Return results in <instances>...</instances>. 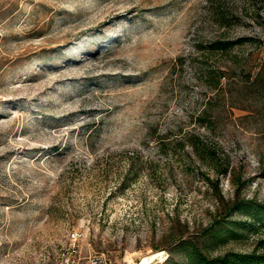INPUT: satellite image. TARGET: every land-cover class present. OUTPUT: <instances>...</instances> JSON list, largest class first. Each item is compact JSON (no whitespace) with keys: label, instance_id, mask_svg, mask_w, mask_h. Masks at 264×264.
<instances>
[{"label":"rangeland","instance_id":"obj_1","mask_svg":"<svg viewBox=\"0 0 264 264\" xmlns=\"http://www.w3.org/2000/svg\"><path fill=\"white\" fill-rule=\"evenodd\" d=\"M220 3L0 0V264L264 252V92L202 62L262 59L264 0ZM223 32L262 44L201 58Z\"/></svg>","mask_w":264,"mask_h":264},{"label":"trees","instance_id":"obj_2","mask_svg":"<svg viewBox=\"0 0 264 264\" xmlns=\"http://www.w3.org/2000/svg\"><path fill=\"white\" fill-rule=\"evenodd\" d=\"M209 4L214 23L221 29L226 28L230 18L229 9L221 4L220 0H209ZM248 43L262 44V40L252 37L231 38L227 36V32H223L206 46L198 45V48L201 58L206 54L229 56L235 48ZM256 56L255 51L241 58L237 55H230V62L227 65L216 67L202 61L207 67L206 84L212 89L220 90L224 78L232 76L233 74H235V76L239 74L247 79L245 82H247L248 85L258 86L264 92V57L261 59V57ZM207 112L208 109L204 111V113ZM249 208L250 202L243 201L241 203L237 202L234 210H248ZM181 245H187L184 249L187 264H264V252H235L227 253L224 256L216 258H210L196 243L188 245L187 241L182 240Z\"/></svg>","mask_w":264,"mask_h":264},{"label":"built area","instance_id":"obj_3","mask_svg":"<svg viewBox=\"0 0 264 264\" xmlns=\"http://www.w3.org/2000/svg\"><path fill=\"white\" fill-rule=\"evenodd\" d=\"M1 71V70H0ZM83 233L81 231H75L71 236V246L68 253H64L60 260H57L55 264H80L79 262V249L78 243L82 238ZM91 264H105V260L101 256H95L91 259Z\"/></svg>","mask_w":264,"mask_h":264},{"label":"bare ground","instance_id":"obj_4","mask_svg":"<svg viewBox=\"0 0 264 264\" xmlns=\"http://www.w3.org/2000/svg\"><path fill=\"white\" fill-rule=\"evenodd\" d=\"M163 252H156V253H153V254H149L147 256H145L142 260V263L141 264H148V263H152L155 261L156 257L159 255V254H162ZM132 261V260H131ZM133 263V261L131 262Z\"/></svg>","mask_w":264,"mask_h":264}]
</instances>
